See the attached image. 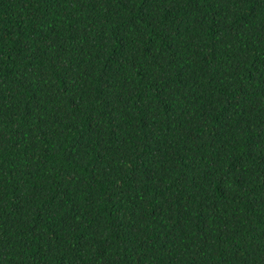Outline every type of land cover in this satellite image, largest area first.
<instances>
[{"label":"trees","instance_id":"1","mask_svg":"<svg viewBox=\"0 0 264 264\" xmlns=\"http://www.w3.org/2000/svg\"><path fill=\"white\" fill-rule=\"evenodd\" d=\"M0 264H264V0H0Z\"/></svg>","mask_w":264,"mask_h":264}]
</instances>
